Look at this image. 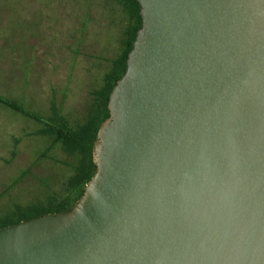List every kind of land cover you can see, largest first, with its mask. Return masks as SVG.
Returning a JSON list of instances; mask_svg holds the SVG:
<instances>
[{"label": "water", "instance_id": "water-1", "mask_svg": "<svg viewBox=\"0 0 264 264\" xmlns=\"http://www.w3.org/2000/svg\"><path fill=\"white\" fill-rule=\"evenodd\" d=\"M138 2L95 175L0 264H264V0Z\"/></svg>", "mask_w": 264, "mask_h": 264}, {"label": "rangeland", "instance_id": "rangeland-1", "mask_svg": "<svg viewBox=\"0 0 264 264\" xmlns=\"http://www.w3.org/2000/svg\"><path fill=\"white\" fill-rule=\"evenodd\" d=\"M123 19L119 0H0V97L45 122H85L123 48ZM53 141L0 104V220L66 196L77 157Z\"/></svg>", "mask_w": 264, "mask_h": 264}, {"label": "trees", "instance_id": "trees-1", "mask_svg": "<svg viewBox=\"0 0 264 264\" xmlns=\"http://www.w3.org/2000/svg\"><path fill=\"white\" fill-rule=\"evenodd\" d=\"M119 5L126 19L122 28V50L112 60L111 69L104 74L103 86L100 92L95 91V101L86 115V121L72 126L66 121L45 122L36 115L24 110L19 105L4 100L0 97V103L22 113L23 115L36 120L43 126V132L53 138V145L61 144L65 151L71 156H76V162L71 166L72 174L68 182L62 187L66 196L57 204L43 206V204L30 211H19L12 217H5L0 220V229L28 221L46 214H58L68 212L84 194L85 188L95 175L97 166L94 162L93 147L97 133L104 121L110 117L108 108L110 94L117 82L125 75L129 53L133 49L137 32L142 27L141 6L138 0H119ZM26 176V175H25ZM24 177V175L22 176Z\"/></svg>", "mask_w": 264, "mask_h": 264}, {"label": "crops", "instance_id": "crops-1", "mask_svg": "<svg viewBox=\"0 0 264 264\" xmlns=\"http://www.w3.org/2000/svg\"><path fill=\"white\" fill-rule=\"evenodd\" d=\"M1 104V103H0Z\"/></svg>", "mask_w": 264, "mask_h": 264}]
</instances>
